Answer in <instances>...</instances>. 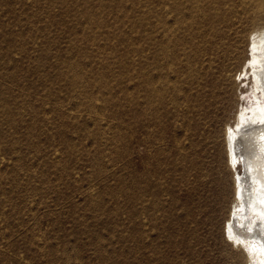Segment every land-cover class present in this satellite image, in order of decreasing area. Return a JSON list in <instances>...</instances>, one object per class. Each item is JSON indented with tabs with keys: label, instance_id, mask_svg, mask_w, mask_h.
I'll list each match as a JSON object with an SVG mask.
<instances>
[{
	"label": "rangeland",
	"instance_id": "374dc122",
	"mask_svg": "<svg viewBox=\"0 0 264 264\" xmlns=\"http://www.w3.org/2000/svg\"><path fill=\"white\" fill-rule=\"evenodd\" d=\"M156 9L157 0H0V264H248L224 236L243 163L222 173L228 190L214 211L215 195L191 204L189 178L173 185L158 154L191 145L189 27L175 32L172 124L164 109V129H141ZM159 163V176L146 174Z\"/></svg>",
	"mask_w": 264,
	"mask_h": 264
},
{
	"label": "bare ground",
	"instance_id": "6f19581e",
	"mask_svg": "<svg viewBox=\"0 0 264 264\" xmlns=\"http://www.w3.org/2000/svg\"><path fill=\"white\" fill-rule=\"evenodd\" d=\"M156 11L158 44L150 65L144 55L140 69L141 129H164L158 122L164 109L172 124L166 105H173V92L177 104L173 72L177 78L181 72L175 32L189 27L186 97L191 145L184 154L176 141L169 154H158L172 169L173 185L189 178L191 204L202 192H208L206 201L215 195L210 205L214 211L217 199L228 190L222 173L226 168L235 172L243 163L244 175L237 172L234 179V206L224 236L248 264H264V0H187L186 5L182 0H157ZM148 135L153 142L155 134ZM162 169L159 163L146 168V174L159 176Z\"/></svg>",
	"mask_w": 264,
	"mask_h": 264
}]
</instances>
